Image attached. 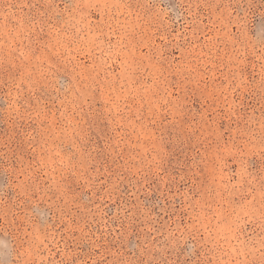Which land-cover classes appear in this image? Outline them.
I'll use <instances>...</instances> for the list:
<instances>
[{
	"label": "rangeland",
	"instance_id": "374dc122",
	"mask_svg": "<svg viewBox=\"0 0 264 264\" xmlns=\"http://www.w3.org/2000/svg\"><path fill=\"white\" fill-rule=\"evenodd\" d=\"M0 264H264V0H0Z\"/></svg>",
	"mask_w": 264,
	"mask_h": 264
}]
</instances>
